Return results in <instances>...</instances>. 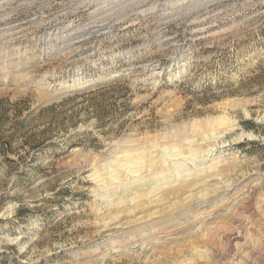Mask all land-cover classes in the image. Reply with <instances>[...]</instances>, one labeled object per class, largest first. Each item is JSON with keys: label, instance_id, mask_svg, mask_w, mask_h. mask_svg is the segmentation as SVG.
Segmentation results:
<instances>
[{"label": "rangeland", "instance_id": "obj_1", "mask_svg": "<svg viewBox=\"0 0 264 264\" xmlns=\"http://www.w3.org/2000/svg\"><path fill=\"white\" fill-rule=\"evenodd\" d=\"M0 264H264V0H0Z\"/></svg>", "mask_w": 264, "mask_h": 264}, {"label": "bare ground", "instance_id": "obj_2", "mask_svg": "<svg viewBox=\"0 0 264 264\" xmlns=\"http://www.w3.org/2000/svg\"><path fill=\"white\" fill-rule=\"evenodd\" d=\"M95 25V24H94ZM98 25V24H97ZM99 26V25H98ZM82 83H84V82H82ZM82 83H80V84H73V83H65V82H62L61 83V89H59L58 91H56V94L57 95H60L61 96V93H63L64 91H70V90H73V89H77V88H79V86H81L82 85ZM144 157V156H143ZM136 160V159H135ZM145 161V160H144ZM128 162H130V161H128ZM141 162H143V161H141ZM141 162L140 161H137V163H136V161H134L133 163L135 164L134 166H140L139 164H141ZM132 163V162H131ZM132 163V164H133ZM123 164V163H122ZM121 164V165H122ZM123 165H125V164H123ZM118 166H120V165H118ZM142 166V165H141ZM128 167V166H127ZM126 168V167H125ZM133 171H137V170H133ZM163 178V177H162ZM156 194V193H155ZM129 198V197H128ZM101 229V228H100Z\"/></svg>", "mask_w": 264, "mask_h": 264}, {"label": "water", "instance_id": "obj_3", "mask_svg": "<svg viewBox=\"0 0 264 264\" xmlns=\"http://www.w3.org/2000/svg\"><path fill=\"white\" fill-rule=\"evenodd\" d=\"M100 80L99 79H95V80H93V81H90L87 85H85L84 87H79V88H77V89H73V90H70V91H64L63 93H61V96H63V95H66V94H68V93H74V92H78V91H80V90H82V89H84V88H86V87H91V86H94V85H96L98 82H99ZM53 92H54V90L52 89H49V90H47V93H52L53 94ZM55 94V93H54ZM60 96V97H61ZM60 97H58V98H60ZM58 98H56V99H58Z\"/></svg>", "mask_w": 264, "mask_h": 264}]
</instances>
